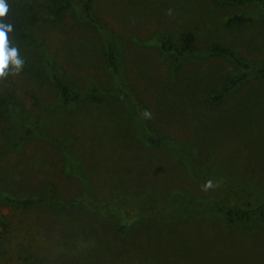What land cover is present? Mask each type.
I'll return each instance as SVG.
<instances>
[{
	"label": "rangeland",
	"instance_id": "1",
	"mask_svg": "<svg viewBox=\"0 0 264 264\" xmlns=\"http://www.w3.org/2000/svg\"><path fill=\"white\" fill-rule=\"evenodd\" d=\"M72 1L62 19L36 29L43 46L22 48L19 56L49 78L52 64L86 93L113 85L105 56L111 39L152 126L183 141L224 184L212 181L204 190L210 179H192L185 163L148 147L124 102L101 92L64 106L48 77L35 67L20 70L13 77L18 100L24 116L36 115L37 122L32 136L13 148L7 145L10 119H0V264H264V226L231 223L216 213L160 220L152 213L139 217L137 208L146 191L215 198L261 189L264 77L251 74L212 105L208 94L241 69L207 49L227 44L247 60L264 62L263 7L93 0L95 23L83 15L84 0ZM236 13L252 21L226 27ZM185 31L194 33L197 51L177 63L161 51L160 39L177 42ZM47 181L58 204L45 199L23 206L5 198H45Z\"/></svg>",
	"mask_w": 264,
	"mask_h": 264
},
{
	"label": "trees",
	"instance_id": "2",
	"mask_svg": "<svg viewBox=\"0 0 264 264\" xmlns=\"http://www.w3.org/2000/svg\"><path fill=\"white\" fill-rule=\"evenodd\" d=\"M92 1L84 0L81 8L86 19L97 23L98 21L92 15ZM217 1L230 4L257 3L264 10V0ZM6 2L9 6V11L6 17L0 18V22L12 25L13 31L8 33L10 47H16L18 50L25 47H42L43 44L37 41L35 34L39 25L49 21L54 23L58 19H62L65 13L74 7L72 0H6ZM251 21V17L236 13L228 17L224 24L226 27H243ZM160 49L172 55L178 63L181 58L196 53L197 46L194 33L185 31L177 42H173L168 36H162ZM207 53L226 57L241 69L240 73L236 75L226 76L220 87L208 94L207 99L212 105L222 102L228 94L242 84L251 74H258L264 77V62L247 60L227 44L213 43L208 47ZM105 56L113 78V85L105 89L95 87L86 93L80 92V90L74 88L62 78L53 70L55 68L50 62H46V64H51L48 67L51 72V78H49L48 74H43L40 67H35V65L25 62V59L21 71L25 72L29 68L35 67L37 74L48 77L51 84L56 88L58 101L64 106L74 105L83 100L86 101L101 92L124 102L128 114L133 118L134 124L138 129L139 137L148 147L185 163L190 177L194 180L210 179L215 183L224 184L218 178L217 173L204 164L197 153L184 144L183 141L169 139L161 134L154 125L152 126L149 118L144 115L145 109L124 72L123 62L111 39L106 40ZM20 57L22 58V56ZM13 77L14 72L10 66L7 76L4 79H0V119H10L12 125H10L7 145L18 148L36 131L37 116H24L23 103L18 100ZM69 167L72 171H77L73 163H69ZM260 183L261 189L258 193L254 190H245L241 193L229 191V193L233 192L234 194L215 198L197 197L177 190L171 191L170 189H167L165 193L159 196L154 195L151 191H146L138 200V216L142 217L146 213H152L160 220H167L180 215L199 216L216 213L231 223L264 226V178ZM219 186L223 187V185ZM45 188V198H14L10 196H5V198L23 206H32L36 203L44 202L45 199L52 205L58 204L57 195L54 192L51 181H47ZM116 205L123 208L127 207L122 202H118ZM0 224L4 228L3 223Z\"/></svg>",
	"mask_w": 264,
	"mask_h": 264
},
{
	"label": "clouds",
	"instance_id": "3",
	"mask_svg": "<svg viewBox=\"0 0 264 264\" xmlns=\"http://www.w3.org/2000/svg\"><path fill=\"white\" fill-rule=\"evenodd\" d=\"M9 11V6L6 0H0V18L6 17ZM13 31L11 24H5L0 22V79H4L11 66L14 73L19 71L24 66V60L19 56V50L16 47H10L8 33ZM146 117L150 116V113L145 112ZM212 181H208L203 189L207 190L211 188Z\"/></svg>",
	"mask_w": 264,
	"mask_h": 264
}]
</instances>
